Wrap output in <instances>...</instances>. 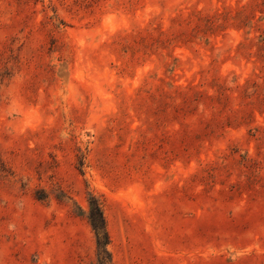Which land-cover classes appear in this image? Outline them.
Masks as SVG:
<instances>
[{
  "label": "rangeland",
  "instance_id": "rangeland-1",
  "mask_svg": "<svg viewBox=\"0 0 264 264\" xmlns=\"http://www.w3.org/2000/svg\"><path fill=\"white\" fill-rule=\"evenodd\" d=\"M0 264H264V0H0Z\"/></svg>",
  "mask_w": 264,
  "mask_h": 264
},
{
  "label": "trees",
  "instance_id": "trees-1",
  "mask_svg": "<svg viewBox=\"0 0 264 264\" xmlns=\"http://www.w3.org/2000/svg\"><path fill=\"white\" fill-rule=\"evenodd\" d=\"M90 200H97L94 197H90ZM95 208L88 214V221L94 230L96 237L98 239V245H100L99 240L102 238L101 246L104 248L107 243V232L105 229V221L102 216V211L99 205L95 202Z\"/></svg>",
  "mask_w": 264,
  "mask_h": 264
}]
</instances>
